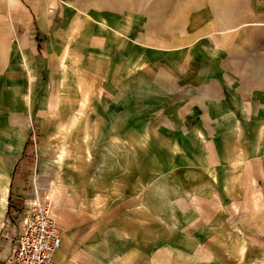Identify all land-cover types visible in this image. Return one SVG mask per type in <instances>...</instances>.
I'll return each mask as SVG.
<instances>
[{
	"label": "crops",
	"instance_id": "0c3cea01",
	"mask_svg": "<svg viewBox=\"0 0 264 264\" xmlns=\"http://www.w3.org/2000/svg\"><path fill=\"white\" fill-rule=\"evenodd\" d=\"M216 1L0 0V264L38 189L54 264H264V0Z\"/></svg>",
	"mask_w": 264,
	"mask_h": 264
},
{
	"label": "built area",
	"instance_id": "2783aa9c",
	"mask_svg": "<svg viewBox=\"0 0 264 264\" xmlns=\"http://www.w3.org/2000/svg\"><path fill=\"white\" fill-rule=\"evenodd\" d=\"M7 221L15 227L13 234H6L12 241L7 264H54L53 253L62 234L48 195L26 201L19 211L13 209Z\"/></svg>",
	"mask_w": 264,
	"mask_h": 264
},
{
	"label": "rangeland",
	"instance_id": "374dc122",
	"mask_svg": "<svg viewBox=\"0 0 264 264\" xmlns=\"http://www.w3.org/2000/svg\"><path fill=\"white\" fill-rule=\"evenodd\" d=\"M139 0H83V4H88V5H107L109 6H114L116 7L115 9H120L124 6V4H131L135 5L138 4ZM141 3L144 2V0H140ZM221 1V0H217ZM216 1V2H217ZM225 1V0H224ZM208 2H213V0H146V11H147V18H148V24H147V29H148V38L150 36H153L155 32H161L164 31L167 27L172 26L176 24L182 16L191 8H194L196 6H199L200 4L203 3H208ZM59 62V61H58ZM89 67L87 66V69ZM86 66L85 67H79V72L78 75H83V78L80 77V79H84L86 85H107V83L104 82H96V79L91 77L87 72H86ZM54 75V74H53ZM56 84V83H55ZM114 84V83H113ZM111 85V84H109ZM74 97H79L81 98V94H74ZM76 127H66L65 132L63 131L62 134H65L64 136L68 137L69 134H71ZM71 138V136H70ZM64 140L61 143L60 148L63 150H76V149H83V148H94L90 147L89 145H79L78 143L75 142V140L72 139ZM36 191L40 196L42 195H48L46 192L43 193L41 189L35 190V196H36ZM34 196V197H35ZM37 197V196H36ZM32 199V200H36ZM30 201V200H29Z\"/></svg>",
	"mask_w": 264,
	"mask_h": 264
}]
</instances>
